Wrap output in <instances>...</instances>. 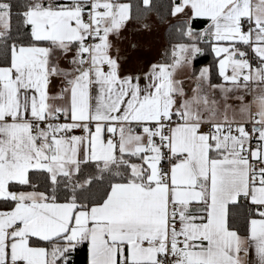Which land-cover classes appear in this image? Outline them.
<instances>
[{
	"label": "snow or ice",
	"instance_id": "6c2138e0",
	"mask_svg": "<svg viewBox=\"0 0 264 264\" xmlns=\"http://www.w3.org/2000/svg\"><path fill=\"white\" fill-rule=\"evenodd\" d=\"M0 264H264V0H0Z\"/></svg>",
	"mask_w": 264,
	"mask_h": 264
}]
</instances>
